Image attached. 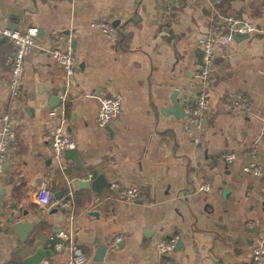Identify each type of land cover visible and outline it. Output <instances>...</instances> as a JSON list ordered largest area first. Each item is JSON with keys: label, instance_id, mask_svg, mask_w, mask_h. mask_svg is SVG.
I'll return each instance as SVG.
<instances>
[{"label": "crops", "instance_id": "crops-1", "mask_svg": "<svg viewBox=\"0 0 264 264\" xmlns=\"http://www.w3.org/2000/svg\"><path fill=\"white\" fill-rule=\"evenodd\" d=\"M219 15L264 30V0H0V26L42 32L18 100L7 84L13 45H0V133L3 115L18 119L0 178V264H31L39 250L42 261L66 264L73 246L87 264H254L252 247L264 236V174L246 167L255 146L254 161L264 162V33L217 48L204 86L199 41ZM103 20L116 40L91 26ZM60 34L75 43L71 80L49 54ZM203 87L211 104L196 144L185 119L167 111L175 100L186 113ZM234 93L250 101V112L232 106ZM114 94L122 113L102 128L99 100ZM62 105L77 163L66 155L58 162L52 151ZM227 153L236 160H222ZM99 176L106 188L137 187L140 199L100 203L101 193L79 185ZM203 183L210 192L199 191ZM44 184L54 201L72 205L41 211L35 195ZM19 223L30 227L19 231ZM61 233L69 241L58 251ZM173 238L177 248L160 259L155 242Z\"/></svg>", "mask_w": 264, "mask_h": 264}, {"label": "built area", "instance_id": "built-area-1", "mask_svg": "<svg viewBox=\"0 0 264 264\" xmlns=\"http://www.w3.org/2000/svg\"><path fill=\"white\" fill-rule=\"evenodd\" d=\"M220 1H218V4ZM104 33L108 38L115 39L118 37L116 28L110 21L103 20L94 22L91 25ZM254 33H264V30L258 29L250 21H242L233 16H217L214 19L209 34L200 39V49L202 55V67L200 71V79L204 86L210 78L214 56L217 48H226L234 42L236 36H251ZM39 29L36 27L28 28L24 31H13L10 28L0 26V39L7 38L13 45V51L7 60L9 68L8 73V88L14 100L20 99L25 79V63L28 55L36 46ZM50 56L63 69L67 80L75 77L78 70V60L75 55L74 41L71 36L60 34L56 37L55 42L49 50ZM65 104V97L62 96ZM232 106L242 112H250L251 103L241 93H234L228 97ZM209 95L205 91V87L199 93L196 104L186 110L184 117L183 131L188 136L194 138L196 144L200 142V137L195 135L202 132L206 122V113L210 108ZM61 115L60 124L54 129L51 136V147L55 159L58 162H63L66 152L75 149L76 141L71 137L66 130L67 120L65 117V105L57 109ZM122 113V97L119 94L109 95L100 98L98 109V124L100 127H106L113 120H116ZM2 130L0 133V178L3 177L6 170V162L8 152L12 143L17 137L18 119L15 115L5 114L1 118ZM254 153L250 156L252 162L246 167V171L254 176H262L264 174V162L259 164L254 161L257 157L256 146ZM222 160L232 163L237 156L233 153L223 154ZM92 178V176H90ZM211 187L207 183H203L199 187L201 192H210ZM102 196L98 199L100 203H124L134 204L140 199L141 193L137 187L120 186L117 183H111L106 190L102 191ZM36 202L41 211L47 212L52 207L65 208L72 205L71 200L54 201V194L47 185H41L36 192ZM264 209V204H263ZM60 242L56 243L55 248L58 251H63L64 241H69V237L61 233L57 235ZM53 239V238H52ZM178 238H173L169 241H157L155 247L160 259L168 256L176 248ZM119 242V239H118ZM115 243L114 247L117 246ZM70 260L66 264H87L88 256L79 247L73 246L70 248ZM252 260L254 264H264V236L255 240L252 247ZM40 264H50L49 261H42ZM166 264V263H161Z\"/></svg>", "mask_w": 264, "mask_h": 264}, {"label": "water", "instance_id": "water-1", "mask_svg": "<svg viewBox=\"0 0 264 264\" xmlns=\"http://www.w3.org/2000/svg\"><path fill=\"white\" fill-rule=\"evenodd\" d=\"M9 28H11V30H13V31H16L18 29V25H14V24L9 23ZM41 34H42V32H39L38 36H40ZM248 37L249 36H245V37L236 36L234 38V40L239 41L241 39H245ZM7 40H8L7 38L0 39V45L2 43L6 42ZM74 46H75V43H74ZM52 100L55 102H58V104L60 103V99L58 96L53 97ZM167 112H169V114L174 115L178 119H183L186 116L184 109L175 100H173V107L168 109ZM108 130H110V129L108 128ZM66 156L73 159L76 163L78 162L75 149L68 150L66 152ZM79 185H81V187H83V188H87V189L91 188L97 194H100L107 187L108 184L106 183L104 176H99L92 182L91 181L90 182L84 181V182H80ZM29 227H30V225L28 223L27 224L26 223L25 224L19 223L16 225V229L19 231L26 229V228H29ZM22 236L24 238L25 235L22 234ZM176 248H177V246H176ZM103 250H106V248H103ZM42 254H43L42 250H39V252H37L36 255L34 257H32V259H30V263L31 264H40V262L42 261V256H43ZM164 258H166V257H164Z\"/></svg>", "mask_w": 264, "mask_h": 264}]
</instances>
